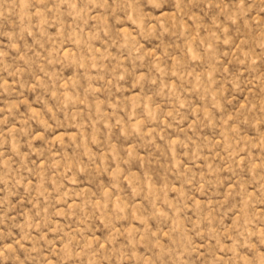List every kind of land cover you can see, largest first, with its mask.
Segmentation results:
<instances>
[{
  "label": "rangeland",
  "instance_id": "rangeland-1",
  "mask_svg": "<svg viewBox=\"0 0 264 264\" xmlns=\"http://www.w3.org/2000/svg\"><path fill=\"white\" fill-rule=\"evenodd\" d=\"M0 264H264V0H0Z\"/></svg>",
  "mask_w": 264,
  "mask_h": 264
}]
</instances>
